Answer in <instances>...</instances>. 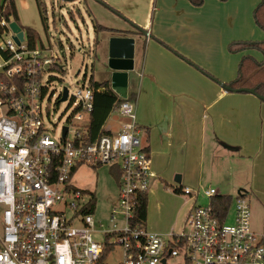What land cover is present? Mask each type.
I'll list each match as a JSON object with an SVG mask.
<instances>
[{
  "label": "built area",
  "instance_id": "1",
  "mask_svg": "<svg viewBox=\"0 0 264 264\" xmlns=\"http://www.w3.org/2000/svg\"><path fill=\"white\" fill-rule=\"evenodd\" d=\"M8 23L0 21L7 28L0 36V264H108L116 248L121 256L115 264H167L171 257L180 264H264V234L251 229L243 195L235 199L231 223L208 201L189 208L186 232L163 234L134 224L138 194L147 191L154 173L132 101L116 107L128 119L119 131L86 143L94 94L85 78L72 94L67 90L73 114L53 138L44 77L59 56L47 57L48 46L30 47L25 35L17 44ZM101 163L119 172L115 205L123 226L100 231L98 242L91 196L72 184L71 174L80 165ZM181 192L192 193L189 187ZM203 194L210 199L217 191Z\"/></svg>",
  "mask_w": 264,
  "mask_h": 264
},
{
  "label": "crops",
  "instance_id": "2",
  "mask_svg": "<svg viewBox=\"0 0 264 264\" xmlns=\"http://www.w3.org/2000/svg\"><path fill=\"white\" fill-rule=\"evenodd\" d=\"M14 1L20 25L35 29L36 18L26 13L30 0ZM104 1L114 8V11L106 9L113 17H119L121 23L114 26L98 23L127 31H102L97 35L96 46L102 51L106 68L102 77L95 80H107L110 85L109 38L131 37L134 61L126 92L127 97L133 96L130 101L137 103L135 123L143 133L142 143L154 173L149 187L152 186L154 198L161 195L160 191L161 196L180 198L177 194L180 192L174 188L189 187L191 197H182L185 207L180 211L185 222L189 208L198 204V187L205 169L215 175L214 162L227 157L224 154L236 160L255 155V150L251 152L248 146L254 147L256 141L260 142L254 120L260 118L261 111L253 109H260L264 104L256 96H236L218 84L217 81L227 84L236 77H217L214 74L218 73L211 71L213 58H218L220 52L219 48L212 51L208 43L211 31L207 34V18L201 6L196 7L189 0ZM94 2L97 7L103 5L99 0ZM211 74L218 80L209 78ZM236 105L239 109H235ZM117 115L109 122L107 118L104 126L112 133L128 121L118 112ZM201 194L206 197L203 191ZM152 202L153 195L147 204L148 216ZM146 228L161 231L154 226Z\"/></svg>",
  "mask_w": 264,
  "mask_h": 264
},
{
  "label": "rangeland",
  "instance_id": "3",
  "mask_svg": "<svg viewBox=\"0 0 264 264\" xmlns=\"http://www.w3.org/2000/svg\"><path fill=\"white\" fill-rule=\"evenodd\" d=\"M41 1H43L46 8V24L41 21L35 0H30L26 13L30 17L36 18L37 24H34V27L38 34L37 47L48 46L45 51L47 57L53 54L59 56L56 67L44 77L48 78L47 97L49 98L48 106L50 110V119L47 122L48 131L53 138H58L61 127L70 120L73 114L71 99H58L63 87L67 88L70 95L83 82V79H88L91 74L94 79H99L106 68L102 51L95 45L94 23L99 22L114 26L116 23H121V19L117 16L113 17L111 11L106 7L104 8L103 5L97 7L98 4L94 2L95 0H77L75 2H63L62 0ZM101 1L108 4L104 0ZM259 1L203 0L202 5H200L203 14L207 18V34L211 31L208 43L212 51L219 48L220 52L218 58L214 56L211 69L212 73H218L214 74L217 77L234 79L238 73L239 63L245 55H251L257 60L263 58L262 53L256 49L237 51L229 49V45L233 41L263 40L264 32L254 19V9ZM108 5L110 6V4ZM6 35L3 33L2 36L5 37ZM84 74L85 78H83ZM208 77L218 80L212 74ZM51 93L53 94L51 95ZM233 94L236 96L249 95L255 98L247 92H234ZM255 99L260 104H264V101H259V98L256 97ZM237 103L240 102L237 101ZM133 106L136 111L137 103ZM235 109H239L238 105L235 106ZM253 110L261 111L260 118L254 120L260 142L256 141L254 147L248 146L251 148V152L252 149L255 150V155L249 158L246 156L243 160L239 157L236 160L230 157L231 155L224 154L227 157L217 159L214 162L213 171L215 175L210 174L204 168V177L200 188L198 187V204L205 205L208 203L209 199L204 197L201 192L210 187L217 189L220 193L230 194L231 203L227 210L228 215L225 222L231 223L235 199L237 196L243 195L249 203L251 229L257 234H264V107L260 109L256 107ZM116 116H118L117 112L112 110L107 122L114 120ZM73 128V126L70 127V135ZM113 129L116 131L117 126ZM139 135H143L142 131L139 132ZM231 148L229 151H233ZM235 156L238 157V155ZM71 182L77 188L87 190L88 194L90 193V196L93 197L92 217L96 224V231L93 234L95 240L100 242L102 238L100 231L123 226V219L120 215L121 210L115 205L117 200L116 174L109 164L101 163L97 167L88 164L80 165L74 172ZM158 192L159 189L156 190V194ZM160 193L162 195L161 191ZM177 194L187 199L191 197L189 193L180 192ZM152 195V211L149 216L147 214L145 221L147 227L159 228L161 230L159 233L163 234H167L168 231H189V225L183 222V218L180 217V211L185 207L182 197L161 195L156 197L155 195L154 198L151 186L146 191L147 204L148 200L152 199ZM111 212L114 213L113 220H110ZM98 223H101L103 227H99ZM120 256L121 250L116 248L108 264H115ZM167 264H180V258L171 257L168 259Z\"/></svg>",
  "mask_w": 264,
  "mask_h": 264
},
{
  "label": "trees",
  "instance_id": "4",
  "mask_svg": "<svg viewBox=\"0 0 264 264\" xmlns=\"http://www.w3.org/2000/svg\"><path fill=\"white\" fill-rule=\"evenodd\" d=\"M36 5L39 11L41 21L46 24V8L43 1L35 0ZM63 2H75L77 0H62ZM106 8L114 11V8L108 4L99 0ZM190 3L194 6H200L203 3V0H189ZM254 19L256 24L264 32V0H260L256 8L254 9ZM4 20L5 22L15 21L19 25L18 13L14 0H0V21ZM23 29L25 40L30 47H34L38 34L34 28L30 26L20 25ZM7 28L0 25V36L2 32H6ZM102 31H116L125 33L127 30L122 29H113L107 26H104L99 23H94V32L95 41L97 40V35ZM97 42V41H96ZM95 42V45H96ZM229 49L233 50H244V49H256L262 53L263 58L257 60L251 55H245L241 59L238 66V73L234 80L228 82L227 84L233 88L236 87H248L253 88L255 92L259 95H264V38L260 41H233L229 45ZM56 66H53L54 69ZM85 78V74L83 75ZM89 80L90 86L93 88V109L89 115V121L87 123V130L84 133V140L86 143L98 138L102 134L111 133L106 129L105 123L109 114L112 110L124 101L123 98L119 97L111 88L107 80L98 81L93 79L92 75L87 79ZM133 96L129 95L126 99L131 100ZM264 101V100H262ZM147 150V148L145 147ZM112 169L115 171L116 179L119 176L117 168L114 166ZM75 170L72 172L71 176L74 174ZM182 187L174 188L175 192H181ZM82 192L88 193L87 190L81 189ZM90 194V193H89ZM209 202L213 206L215 212L224 216L227 212L229 205L231 203L230 194H216L209 199ZM93 197L91 196L89 209H92ZM89 211V210H88ZM147 215V196L146 192H140L138 194V202L135 209V219L134 224H138L142 227L145 226V220Z\"/></svg>",
  "mask_w": 264,
  "mask_h": 264
},
{
  "label": "water",
  "instance_id": "5",
  "mask_svg": "<svg viewBox=\"0 0 264 264\" xmlns=\"http://www.w3.org/2000/svg\"><path fill=\"white\" fill-rule=\"evenodd\" d=\"M8 27L14 33L12 35L13 40L19 44L23 39V29L15 22L10 21ZM146 34L145 31H143ZM133 51L134 41L131 37L126 36H113L109 38V49H108V62L107 66L110 69V88L121 98L127 97V87L130 82L129 75L133 70ZM227 91L232 92H247L251 93L260 100H264V95H259L253 88L248 87H236L233 88L226 83L217 81ZM67 89L63 87L62 96L60 100L66 98ZM66 128L64 127V132ZM164 261V260H163Z\"/></svg>",
  "mask_w": 264,
  "mask_h": 264
}]
</instances>
